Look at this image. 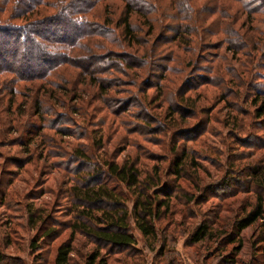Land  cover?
Returning a JSON list of instances; mask_svg holds the SVG:
<instances>
[{
    "label": "rangeland",
    "instance_id": "rangeland-1",
    "mask_svg": "<svg viewBox=\"0 0 264 264\" xmlns=\"http://www.w3.org/2000/svg\"><path fill=\"white\" fill-rule=\"evenodd\" d=\"M9 1L0 0V22L6 24L14 9ZM36 1L27 0L31 7ZM57 1L42 0L32 12L33 21L54 13L58 6L51 5ZM149 1L156 5L144 10L151 22L140 13L133 16L140 39L134 44L98 36L83 38L76 48L49 42L51 56L44 66L36 63L39 78L32 82L15 80L18 74L0 67V82L14 79L16 86L14 93L11 84L0 85V264H55L59 246L72 234L70 187L83 176L77 174L79 148L92 153L95 162L133 161L144 182L152 177V183L176 189L159 225L164 227L161 237H168L166 246L156 242L148 248L134 229L140 253L112 254L111 264H221L217 242L186 245L185 240L214 212L220 214L217 229L223 234L235 214L255 201L253 193L237 190L230 196L211 186L229 174L230 166L253 163L264 153V122L255 116L253 100L264 97V0H254V7L244 0ZM123 5V0H103L86 17L90 23L102 21L109 12L115 22ZM181 25L184 38L175 40ZM115 30L109 38L117 35ZM107 51L113 64L104 66L101 54ZM119 57L125 64L117 62ZM10 67L17 69V64L12 61ZM43 125L27 147V136ZM100 138L102 147L94 143ZM185 149L200 168L178 179L167 172L169 162ZM253 150L255 156L238 162L240 153ZM90 171L85 168L84 174ZM202 191L207 201H190ZM256 228L243 231L237 264L257 262ZM50 230L54 232L46 236ZM163 246L173 258L170 252L162 256ZM95 247L76 231L70 264H85Z\"/></svg>",
    "mask_w": 264,
    "mask_h": 264
},
{
    "label": "trees",
    "instance_id": "trees-1",
    "mask_svg": "<svg viewBox=\"0 0 264 264\" xmlns=\"http://www.w3.org/2000/svg\"><path fill=\"white\" fill-rule=\"evenodd\" d=\"M2 1L5 2L6 0ZM101 1L103 0H58L55 6L51 5L53 8L58 6L54 13L42 15L34 21L32 12H34V8L42 3V0L36 1L34 7H31L27 0L9 1L8 5L12 3L14 7L10 13L11 24L0 22V67H8L4 70L18 74V78L16 77L15 80L32 82L39 78V75H36L37 70L35 67L44 66V63L51 56L52 45L49 42H55L59 45L65 43L71 48H76L83 44V38L88 39L97 36L110 41L123 38L129 44L140 41L136 26L132 21L133 16L140 13L141 16L146 18L147 22H151L150 15L144 10L153 11L156 5L149 0H123V8L115 22H113L111 13L107 12V15L103 14L102 21L90 23L86 16L94 7L99 6ZM244 1L246 5L251 6L254 0H249V4L248 0ZM109 4L106 3V9H108ZM184 4L185 8L191 10L190 5ZM251 7H254V5ZM36 14L39 15V13ZM112 25L115 26L117 35L109 38L110 34L108 32L115 29L111 27ZM182 27L183 25L175 29V40L184 38L183 34L185 33L182 31ZM151 28H153V25H151ZM191 29L196 30L193 27ZM98 46L101 48L103 45L99 44ZM109 53L110 51L101 54V56H104L101 59L103 60L101 64H104V66L113 64L111 61L112 55ZM122 54L123 56L126 55V53ZM12 61L17 64V69L9 68ZM123 61L122 57L117 60V62L125 64ZM11 77H14V75L11 74ZM10 84L13 87L12 92L15 93L14 79L0 82V85L8 86ZM253 100L255 116L258 119L261 118L262 123L264 122V97L261 94L256 95ZM11 105H13V101ZM37 105L38 113L41 114L43 108L41 99L38 100ZM76 110L79 112L78 108ZM8 112L13 113L11 107H9ZM34 127L36 129L38 125L34 124ZM44 127L45 125L37 131L34 129L31 136H27L24 144L30 147L40 136ZM64 132H66V128H64ZM240 141L247 142L249 140L240 139ZM94 143L98 147H102V138ZM253 145L256 144L253 143ZM245 146L248 145H242V147ZM251 147L249 146V148ZM255 153V150L249 151L248 154L243 151L238 155L237 160L242 162L255 156ZM92 156L93 154L87 152L85 148L76 149L77 174L83 176L77 177L81 183L70 187L71 199L74 203L71 212H75V219L72 223L71 237L61 244L57 250L55 264H70L71 256L75 250L76 231L84 233L96 246L85 257V264H111L112 254L127 253L128 256L132 257V255L141 251L137 248L138 240L133 232L134 229L149 242L148 248L149 246L151 248V245L156 242L161 243V245L165 243L164 246H166L168 237L164 239L161 237V231L164 230V227H161V229L159 225L171 210L176 189L174 187L169 188L166 184L160 186L161 183L159 184L156 179L153 180H156L157 184L152 183V177H145L149 182H144L141 170L133 161L120 163L115 160L104 162L99 160L95 162ZM85 168H90L91 171L84 174ZM169 168L170 171L167 172L174 174L179 179L185 177L190 170L196 173L200 168V163L193 154L185 149L183 152L177 153L175 159L170 160ZM228 171L229 174L213 183L211 188H217L218 194H233L230 196H235L232 192L237 190L253 193L255 194V201L248 203L235 214L230 229L228 231L224 230L223 234L218 233L217 229L220 214L214 212L211 217L208 214L189 234L185 244L196 245L204 241H215L218 245L217 250L222 253L220 257L221 264H237V257L243 248V231L248 227L257 225L255 243L259 253L257 262L252 261L251 264H264V153L258 155L253 163L243 166L237 165L236 168L232 165L228 168ZM204 193L202 191L199 195H191L190 201L197 204L207 201L208 197L204 198ZM217 196L221 198L220 195ZM129 201H131V205H129ZM192 212L195 213L193 210ZM53 232L52 230L48 231L46 236L52 235ZM37 244L34 242L32 246L37 248ZM229 245H233L230 251L227 250ZM164 246L162 256L168 255L169 252L172 255L171 249L168 246L166 249ZM157 252L158 250H156ZM173 257L172 255L170 258ZM134 258L136 257L134 256ZM170 262L173 263L174 259H171Z\"/></svg>",
    "mask_w": 264,
    "mask_h": 264
}]
</instances>
